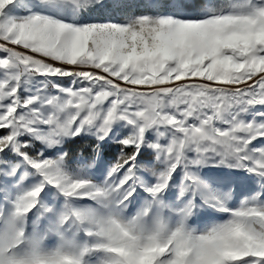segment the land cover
<instances>
[{
    "label": "snow or ice",
    "instance_id": "1",
    "mask_svg": "<svg viewBox=\"0 0 264 264\" xmlns=\"http://www.w3.org/2000/svg\"><path fill=\"white\" fill-rule=\"evenodd\" d=\"M0 264H264V0H0Z\"/></svg>",
    "mask_w": 264,
    "mask_h": 264
},
{
    "label": "trees",
    "instance_id": "2",
    "mask_svg": "<svg viewBox=\"0 0 264 264\" xmlns=\"http://www.w3.org/2000/svg\"><path fill=\"white\" fill-rule=\"evenodd\" d=\"M94 138L83 136L75 139H70L64 144V149L68 153L69 163L76 164L81 159L83 163L90 164L93 161L92 146ZM130 151V149L126 150ZM120 152V146L115 142L105 143L102 149V159L104 161H113ZM141 159L151 158L150 154L145 152L140 157Z\"/></svg>",
    "mask_w": 264,
    "mask_h": 264
},
{
    "label": "rangeland",
    "instance_id": "3",
    "mask_svg": "<svg viewBox=\"0 0 264 264\" xmlns=\"http://www.w3.org/2000/svg\"><path fill=\"white\" fill-rule=\"evenodd\" d=\"M64 82L67 84L68 83L67 79H65ZM257 110H259V108H257ZM109 142H114V141L109 140L106 143H109ZM63 150L65 151L64 146H63ZM149 159H151V158H148V159H141L140 158V163L146 164ZM79 163L85 164V163H83V161L81 159L79 160ZM107 163H109V162L108 161H104L102 159V157H101V160H100L101 167L105 166ZM73 165H75V164H73ZM133 211H134V209H133ZM224 218L225 217L222 214L212 213L211 210H208L206 213H204L203 215L199 216L198 218H191L190 222L192 223V225L194 227L204 228L206 226H210L212 223L219 222L220 220H222ZM48 243L50 245L54 244L55 243V239L53 237H50L49 240H48Z\"/></svg>",
    "mask_w": 264,
    "mask_h": 264
}]
</instances>
